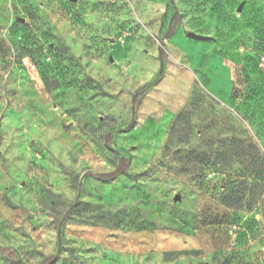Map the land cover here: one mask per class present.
<instances>
[{"label": "rangeland", "instance_id": "rangeland-1", "mask_svg": "<svg viewBox=\"0 0 264 264\" xmlns=\"http://www.w3.org/2000/svg\"><path fill=\"white\" fill-rule=\"evenodd\" d=\"M263 58L264 0H0V264H264Z\"/></svg>", "mask_w": 264, "mask_h": 264}, {"label": "trees", "instance_id": "trees-1", "mask_svg": "<svg viewBox=\"0 0 264 264\" xmlns=\"http://www.w3.org/2000/svg\"><path fill=\"white\" fill-rule=\"evenodd\" d=\"M174 34V29L168 34V36H172ZM163 55H164V43H161L159 48V58L161 61V67L159 71V79H161L164 75V63H163ZM134 109V106H133ZM128 169V164H125V159L121 160L119 164L115 167V171L110 173H102V174H96L95 178L100 181H110L114 180L119 176L120 174H123Z\"/></svg>", "mask_w": 264, "mask_h": 264}, {"label": "water", "instance_id": "water-1", "mask_svg": "<svg viewBox=\"0 0 264 264\" xmlns=\"http://www.w3.org/2000/svg\"><path fill=\"white\" fill-rule=\"evenodd\" d=\"M188 37L191 39L197 40V41H207L208 40L207 37L199 36L194 33H189Z\"/></svg>", "mask_w": 264, "mask_h": 264}, {"label": "built area", "instance_id": "built-area-1", "mask_svg": "<svg viewBox=\"0 0 264 264\" xmlns=\"http://www.w3.org/2000/svg\"><path fill=\"white\" fill-rule=\"evenodd\" d=\"M262 63L264 64V58L262 59Z\"/></svg>", "mask_w": 264, "mask_h": 264}]
</instances>
